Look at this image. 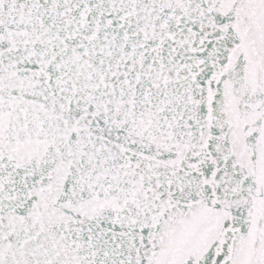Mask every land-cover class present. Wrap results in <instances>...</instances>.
Here are the masks:
<instances>
[{"label": "snow or ice", "instance_id": "obj_1", "mask_svg": "<svg viewBox=\"0 0 264 264\" xmlns=\"http://www.w3.org/2000/svg\"><path fill=\"white\" fill-rule=\"evenodd\" d=\"M0 264H264V0H0Z\"/></svg>", "mask_w": 264, "mask_h": 264}]
</instances>
